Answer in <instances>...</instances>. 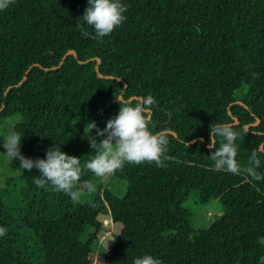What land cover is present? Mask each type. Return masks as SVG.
<instances>
[{"label":"trees","instance_id":"trees-1","mask_svg":"<svg viewBox=\"0 0 264 264\" xmlns=\"http://www.w3.org/2000/svg\"><path fill=\"white\" fill-rule=\"evenodd\" d=\"M121 3L126 20L102 40L77 27L94 34L82 20L88 0H15L0 11V119L20 114L11 131L26 158L45 159L55 146L81 159V190L100 178L84 168L95 155L87 124L104 129L118 115L116 99L151 95L149 128L165 133L170 159L166 167L125 163L112 174L126 183L124 195L96 187L88 202L38 187V169L19 174L20 187L0 189V264H133L143 255L163 264H264V179L243 172L255 150L264 176V0ZM212 124L239 133L240 174L214 169ZM190 193L221 207L196 231L182 207ZM99 216L121 230L98 256L90 247Z\"/></svg>","mask_w":264,"mask_h":264},{"label":"clouds","instance_id":"clouds-1","mask_svg":"<svg viewBox=\"0 0 264 264\" xmlns=\"http://www.w3.org/2000/svg\"><path fill=\"white\" fill-rule=\"evenodd\" d=\"M15 0H0V11L6 10ZM127 6L121 0H88V7L82 16V20L94 30L90 33L82 25L81 33L93 40L111 34L126 20L124 13ZM253 78L258 74L253 73ZM119 103V112L115 118L109 119L106 127L100 130L92 121L87 124L90 131L88 138L95 155L85 163L84 168L92 172L96 177H105L121 170L125 163L142 164L155 163L157 167H166L165 161L170 157L165 155L169 140L165 133L154 134L150 128V113L154 97L151 95L142 98L125 99L121 96L116 99ZM19 118V117H17ZM95 131L96 137L91 136ZM239 133L229 124H212L209 131L208 148L214 149L210 159L214 162V169L227 171L232 174H240L242 169L237 162V148L235 141ZM97 137H104L97 142ZM217 137L221 143L217 148ZM22 136L16 131H10L3 142L6 149L5 156L9 161H19L20 174L38 169L39 176H34V183L38 187L50 185L52 191L63 192L71 197L73 202L80 199L81 192L78 183L81 180L84 169L81 167V159L69 156L61 151V148L52 147L46 151L45 159H30L21 154L20 145ZM201 142L203 140L201 139ZM261 161L258 153L253 150L249 158V166L243 169L254 180L264 179L257 169ZM84 187L88 192H95L96 185L86 181ZM6 235V229L0 227V236ZM133 264H163V262L151 255H143L134 259Z\"/></svg>","mask_w":264,"mask_h":264},{"label":"rangeland","instance_id":"rangeland-1","mask_svg":"<svg viewBox=\"0 0 264 264\" xmlns=\"http://www.w3.org/2000/svg\"><path fill=\"white\" fill-rule=\"evenodd\" d=\"M19 120L20 114L18 113L0 119V135L6 138V136L11 131L12 126ZM4 154L6 153L0 149V189L9 190V182H12L15 187H20L21 182L17 181V178L20 174L16 171L18 168L14 166L13 163L5 156H3ZM91 182L95 184L96 187H104L108 189V191L117 197H122L125 193L126 183L123 180L115 178L112 174L92 180ZM80 192L81 196L78 201H90V195L93 192H88L85 187H83ZM182 207L190 212V226L195 231L206 227L214 218L220 216L221 214L220 203L217 199H211L207 203H201L193 193L188 195V197L182 203ZM98 220L100 221L102 228L97 233V239L91 245L90 249L92 254L99 256L106 253L113 246L115 237L121 230V224L112 222L106 216H99ZM86 233L87 232L84 234ZM193 236L194 233H191L190 238Z\"/></svg>","mask_w":264,"mask_h":264},{"label":"water","instance_id":"water-1","mask_svg":"<svg viewBox=\"0 0 264 264\" xmlns=\"http://www.w3.org/2000/svg\"><path fill=\"white\" fill-rule=\"evenodd\" d=\"M67 53H71V54H73L74 52L72 51V50H69ZM237 122V120H236V118H234L233 119V123H236Z\"/></svg>","mask_w":264,"mask_h":264}]
</instances>
